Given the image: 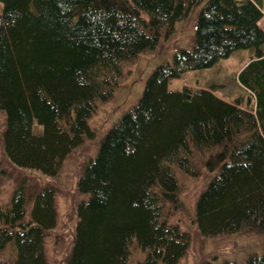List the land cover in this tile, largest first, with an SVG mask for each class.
I'll return each instance as SVG.
<instances>
[{
  "label": "trees",
  "instance_id": "16d2710c",
  "mask_svg": "<svg viewBox=\"0 0 264 264\" xmlns=\"http://www.w3.org/2000/svg\"><path fill=\"white\" fill-rule=\"evenodd\" d=\"M203 1L0 0V111L9 159L56 176L91 134L88 119L119 85L123 63L153 48ZM263 16L261 0L201 6L192 48L156 66L138 103L84 167L78 190L87 196L77 205L67 264H126L133 242L147 253L141 264H177L189 237L166 220L163 203L179 193L178 169L196 174L194 150L209 151L208 168L216 171L195 205L199 230H264ZM250 47L256 53L238 79L254 93L253 109L210 88L189 98L169 89L171 77ZM25 188L20 182L10 204L0 203V252L10 242L14 264H48L44 238L56 225L55 191L34 193L28 211ZM223 264H264V251Z\"/></svg>",
  "mask_w": 264,
  "mask_h": 264
},
{
  "label": "rangeland",
  "instance_id": "374dc122",
  "mask_svg": "<svg viewBox=\"0 0 264 264\" xmlns=\"http://www.w3.org/2000/svg\"><path fill=\"white\" fill-rule=\"evenodd\" d=\"M205 2L206 0L196 6L188 17L177 20L172 32L167 35L162 33L153 48L137 53L132 59L123 63L119 85L111 96L98 102L94 114L88 119L91 134L87 133L79 146L63 159L56 176H48L38 170L19 167L9 159L5 152L3 138L6 126L5 114L0 111V166L3 170L0 174V203L4 206L10 204L12 195L20 182H25L28 211L33 206L34 193L43 187L52 188L55 191L56 225L46 230L44 238L48 264H67L78 221L77 205L87 196L78 190V180L84 167L95 156L99 143L107 131L126 111L138 103L147 80L156 66L172 61L174 54L181 48H192L198 12ZM261 4L264 8V0H261ZM259 24L264 27V16ZM262 48L264 50V44ZM255 53V47L237 49L212 66L190 69L179 76L171 77L168 87L190 95L202 88H210L223 99L239 100L243 107L253 109L254 93L239 81L238 74ZM208 157L209 151L194 150L191 171L196 174H189L178 169L176 177L180 185L179 193L174 199L163 203L166 220L170 224L178 225L189 237L186 252L179 258L177 264L245 262L251 254L264 251V230H237L217 235H205L199 230L195 205L200 193L216 174V171L208 168ZM213 158L217 160V155L215 154ZM1 248L3 249L0 252V260L14 264L15 249L12 243L8 242ZM146 256V251L133 242L126 264H141ZM159 264L165 263L161 261Z\"/></svg>",
  "mask_w": 264,
  "mask_h": 264
},
{
  "label": "water",
  "instance_id": "95a60500",
  "mask_svg": "<svg viewBox=\"0 0 264 264\" xmlns=\"http://www.w3.org/2000/svg\"><path fill=\"white\" fill-rule=\"evenodd\" d=\"M184 96L189 98L190 97V94H187V93H184Z\"/></svg>",
  "mask_w": 264,
  "mask_h": 264
},
{
  "label": "bare ground",
  "instance_id": "6f19581e",
  "mask_svg": "<svg viewBox=\"0 0 264 264\" xmlns=\"http://www.w3.org/2000/svg\"><path fill=\"white\" fill-rule=\"evenodd\" d=\"M36 191V190H35ZM32 193V192H31Z\"/></svg>",
  "mask_w": 264,
  "mask_h": 264
}]
</instances>
